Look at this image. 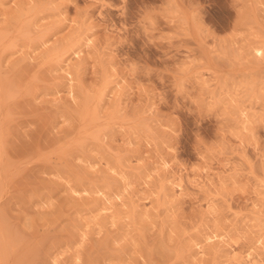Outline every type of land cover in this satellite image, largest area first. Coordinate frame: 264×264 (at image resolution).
I'll return each mask as SVG.
<instances>
[{
	"label": "rangeland",
	"instance_id": "obj_1",
	"mask_svg": "<svg viewBox=\"0 0 264 264\" xmlns=\"http://www.w3.org/2000/svg\"><path fill=\"white\" fill-rule=\"evenodd\" d=\"M0 264H264V0H0Z\"/></svg>",
	"mask_w": 264,
	"mask_h": 264
},
{
	"label": "bare ground",
	"instance_id": "obj_2",
	"mask_svg": "<svg viewBox=\"0 0 264 264\" xmlns=\"http://www.w3.org/2000/svg\"><path fill=\"white\" fill-rule=\"evenodd\" d=\"M256 51H257V53H261L260 48H257ZM72 76H73V75H72ZM101 98H102V97H101ZM244 123H245V122H244ZM56 175H57V174H56ZM67 183H68V182H67ZM67 189H69V188H67ZM69 190H72V189H69ZM69 190H68V191H69ZM107 209H108V208H107ZM103 210H104V209H103ZM144 211H145V210H144ZM146 213H147V211H146ZM112 214H113V213H112ZM92 215H93V214H92ZM92 215H91V216H92ZM96 216H98V215H96ZM91 218H92V217H91ZM112 218H113V217H112ZM111 221H113V219H112ZM89 223H90V222H89ZM111 223H112V222H111ZM96 226H98V225H96ZM97 231H98V230H97ZM97 233H98V232H97ZM82 235H83V234H82ZM258 238H259V237H258ZM80 241H81V240H80ZM185 248H186V247H185ZM52 260H53V259H52Z\"/></svg>",
	"mask_w": 264,
	"mask_h": 264
}]
</instances>
